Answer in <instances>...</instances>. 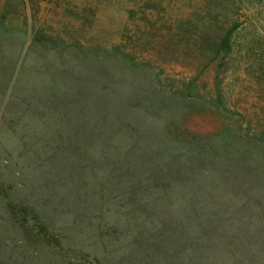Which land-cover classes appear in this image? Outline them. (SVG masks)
<instances>
[{
    "label": "rangeland",
    "instance_id": "374dc122",
    "mask_svg": "<svg viewBox=\"0 0 264 264\" xmlns=\"http://www.w3.org/2000/svg\"><path fill=\"white\" fill-rule=\"evenodd\" d=\"M229 30L216 84L197 43ZM113 46L157 62L162 83L199 75L218 88L228 126L249 130V158L264 162V0H0V264H264L259 243L254 258L230 256L192 225H161V183L118 172L141 121L206 137L221 125L166 106L103 122L104 101L148 82L102 58ZM100 128L118 130L104 142Z\"/></svg>",
    "mask_w": 264,
    "mask_h": 264
},
{
    "label": "trees",
    "instance_id": "16d2710c",
    "mask_svg": "<svg viewBox=\"0 0 264 264\" xmlns=\"http://www.w3.org/2000/svg\"><path fill=\"white\" fill-rule=\"evenodd\" d=\"M232 30L217 38L201 37L197 43L200 57L207 55L210 63L217 61L213 77L216 84L228 60ZM116 48V53L113 46L102 58L120 62L131 73L144 72L148 82L144 87L134 86L133 96L117 104L114 100L104 101L103 122L131 110L134 114L130 118L134 122L140 117L155 120L159 110L166 106L185 119L205 116L221 125L213 137H206L165 124L167 128H150L148 122L141 121L142 128L132 129V147L126 153L127 158L114 156L122 158L114 160L118 172L124 170L131 176H144L161 183L159 202L153 205L161 225L175 221L187 227L192 225L200 237L221 242L207 245L224 248L233 245L230 256L245 253L250 258L256 257L259 249L252 250L251 246L258 247L259 243L264 249V162L249 158L253 155L249 130L228 126L227 109L219 89L207 91L205 82L197 83L199 75L187 82L162 83L159 77L163 71L157 62L145 54L137 58ZM109 80H105V85ZM200 93L203 103L197 104L193 99ZM115 131L100 128L98 133L108 142ZM207 223L211 227H205ZM236 242L239 244L234 247Z\"/></svg>",
    "mask_w": 264,
    "mask_h": 264
}]
</instances>
